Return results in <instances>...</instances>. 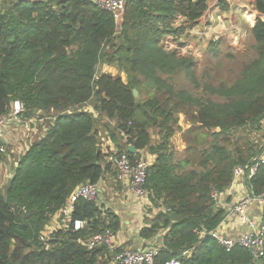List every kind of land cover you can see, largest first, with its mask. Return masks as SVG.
Returning a JSON list of instances; mask_svg holds the SVG:
<instances>
[{"label":"trees","instance_id":"16d2710c","mask_svg":"<svg viewBox=\"0 0 264 264\" xmlns=\"http://www.w3.org/2000/svg\"><path fill=\"white\" fill-rule=\"evenodd\" d=\"M208 9V0H131L118 25L90 0H0V117L15 101L25 120L54 114L0 190V264H113L124 249L84 244L122 228L104 195L76 203L72 221L86 222L82 230L41 240L75 189L115 185L103 133L132 162L142 151L156 157L145 188L160 211L139 232L158 248L155 264H264L244 248L227 252L208 235L226 216L213 192L228 191L235 168L264 151L253 141L264 137V20L247 31L243 51L226 38L212 41L199 69L163 41L180 43ZM256 10L264 16V0ZM104 65L126 81L98 74ZM179 132L186 149L178 156L171 140ZM246 184L264 193V164Z\"/></svg>","mask_w":264,"mask_h":264},{"label":"built area","instance_id":"2783aa9c","mask_svg":"<svg viewBox=\"0 0 264 264\" xmlns=\"http://www.w3.org/2000/svg\"><path fill=\"white\" fill-rule=\"evenodd\" d=\"M90 1L100 9L112 14L116 23L120 25L123 20L126 5L131 0ZM218 19H220V17H218ZM191 30H188L186 33H189ZM171 41H175L173 36H170V39L166 38L163 41L165 48L169 51L177 49L172 45ZM179 53L182 55L180 51ZM90 108L91 107H86L85 110ZM75 109H79V107H76ZM24 113V105L20 101H15L12 104L9 113L0 117V155L5 154L7 151L5 140L9 129L13 127H21L24 130L29 129L33 132V123L39 121L43 122L45 120L41 118L39 119L38 117L25 120ZM38 114L40 115L41 113L38 112ZM262 123L264 124V121H262ZM45 129L46 126L43 132ZM100 137L102 152L106 154L107 161L116 169V181L125 186L127 196L135 201H140L143 217H147L149 214L148 212L152 209L154 211L153 215H155L160 209L153 208L151 202L152 195L145 188L148 170L153 163L143 158L142 155L141 158L132 162L128 154H120L118 152L108 133H103ZM262 147L264 148V145H262ZM263 164L264 151L259 158L254 160V162L235 168L233 184L228 191L224 193L218 191L213 192V199L216 201L217 208L224 209L226 211V216L217 229L208 233V235L215 239L227 252H231L236 248H244L251 252L255 259L264 257V193L254 195L248 188L246 182L247 179H251L256 175L258 168ZM236 187L240 189L241 195L234 203L228 207H224V197H227L229 194L231 195L232 190ZM101 191V183L97 185L85 184L75 189L67 200L65 206L54 216L52 220L53 224L47 226L42 233L41 240L47 244V241L51 236L59 230H82L85 227L86 222L80 220L72 221L76 203L80 199L94 201L99 198ZM252 207L256 208V215H252ZM231 224H241L242 226H245V230L236 235H229L227 230L231 227ZM145 226L146 225L142 228ZM84 244L89 250L99 246H107L112 251L121 248L117 234H114L111 231L96 234L85 241ZM157 254L158 248L156 246H146L139 250L124 249L115 256L113 264H155V257ZM167 264H180V262L178 260H173Z\"/></svg>","mask_w":264,"mask_h":264},{"label":"crops","instance_id":"0c3cea01","mask_svg":"<svg viewBox=\"0 0 264 264\" xmlns=\"http://www.w3.org/2000/svg\"><path fill=\"white\" fill-rule=\"evenodd\" d=\"M221 2H223L227 7L226 10L221 8ZM256 2L257 0H208L209 9L203 18L199 20L197 25H195L189 33H186L180 38V43L171 41L172 45L179 49L183 56L193 57L195 62L200 66L203 63L204 55L212 41L226 38L228 44L231 47L238 51H243L245 48L247 31L255 25L258 18L264 20V16L260 15L256 10ZM218 17H220V19H218ZM166 38L170 39V36ZM101 67H103L104 70L109 68L108 72L103 71L101 74L121 76L124 81L126 80V75L124 73H120L116 68L106 65ZM179 123L183 131L190 128V125L186 122L185 116L182 114L180 115ZM32 127L34 135L30 137V143H32V141L36 139L37 136H42L44 134L42 131L44 128L39 127L38 122L33 123ZM14 131L17 132L25 130L21 127H13L8 130L5 140L6 150L12 139V132ZM180 134L181 132L177 133L171 140V144L178 156L181 155L186 149V145L181 140ZM124 141H126L125 137ZM253 141H255V143H258V141L260 142V134H254ZM262 145H264V137L260 142V146ZM29 147L30 146L27 143L26 150H24L20 155L22 156ZM141 155L151 163H154L156 160L155 156L147 153L146 151H142ZM0 156L2 157V155ZM5 156H3L4 161ZM9 156L10 155L8 154V157ZM17 165L18 161L16 162L15 167ZM113 181L115 184L113 186H110L109 182L107 183L106 180L101 182L102 191L99 195V198L102 199L103 195L106 196L108 200L104 201V204L111 208L122 221V228L117 233L119 245L122 249L128 250L143 249L147 244L139 240V232L140 229L147 224V220L153 219L154 211L153 209L150 210L148 212V216L143 217L140 201H135L131 197L127 196L125 186L116 180ZM240 195L241 191L238 187L233 189L231 195L229 194L227 197H224V207H228L234 203ZM256 214V208L252 207V215ZM244 230L245 226H242L241 224H231V227L228 228L227 233L229 235H236L243 232Z\"/></svg>","mask_w":264,"mask_h":264},{"label":"rangeland","instance_id":"374dc122","mask_svg":"<svg viewBox=\"0 0 264 264\" xmlns=\"http://www.w3.org/2000/svg\"><path fill=\"white\" fill-rule=\"evenodd\" d=\"M4 1H6V0H1V2H4ZM198 67L200 69L201 66L198 65ZM108 70H109V68H106V70H104L103 67H99L98 68V74L103 73V71L108 72ZM199 72H200V70H199ZM88 110H92V108H90ZM44 116L45 117L41 118V119H45V120L43 122H41V121L38 122V125L41 128H45V126L47 124H49V121L51 120V118H53L54 114H44ZM40 132H41V129H40ZM12 133H13L12 139L10 141V144L7 147L6 154H1L2 157L6 155L5 161H4V158L1 159V156H0V190H3L6 187V185L8 184V181L12 178L11 176H13V174H14L15 164L18 161V157L20 158V156H21L20 154H22V152L24 150H26L27 143L30 146V144H31L30 143V137L32 135H34V133L32 131H30L29 129L25 130V131H17V132L14 131ZM39 136H41V135H39ZM39 136H37V138ZM180 137L182 140V135ZM32 143H33V141H32ZM8 154L10 155L9 156L10 158L8 157ZM50 224L52 225L53 222H51Z\"/></svg>","mask_w":264,"mask_h":264},{"label":"water","instance_id":"95a60500","mask_svg":"<svg viewBox=\"0 0 264 264\" xmlns=\"http://www.w3.org/2000/svg\"><path fill=\"white\" fill-rule=\"evenodd\" d=\"M134 96H135L136 99L139 97V93H138L137 90H134ZM130 150H131L133 153H136V151H135V149H134L133 147H130ZM159 241H160V244H162V243H163V238L160 237V238H159Z\"/></svg>","mask_w":264,"mask_h":264}]
</instances>
